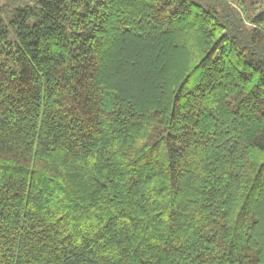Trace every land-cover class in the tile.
Instances as JSON below:
<instances>
[{
	"label": "trees",
	"instance_id": "obj_1",
	"mask_svg": "<svg viewBox=\"0 0 264 264\" xmlns=\"http://www.w3.org/2000/svg\"><path fill=\"white\" fill-rule=\"evenodd\" d=\"M239 9L0 5V264H264V6Z\"/></svg>",
	"mask_w": 264,
	"mask_h": 264
},
{
	"label": "rangeland",
	"instance_id": "obj_2",
	"mask_svg": "<svg viewBox=\"0 0 264 264\" xmlns=\"http://www.w3.org/2000/svg\"><path fill=\"white\" fill-rule=\"evenodd\" d=\"M32 1L33 0H0V5H4L7 2H10L14 6H19L20 4L32 3ZM226 1H228L232 7L239 9L238 6L234 2H232L233 0H226ZM244 5H245L243 8L244 11L239 9L241 13L240 16L242 18L243 23L247 26H250L247 18L252 16L253 14H256L260 10V8L264 6V3L262 0H246Z\"/></svg>",
	"mask_w": 264,
	"mask_h": 264
}]
</instances>
